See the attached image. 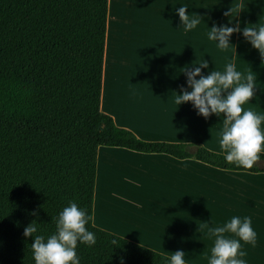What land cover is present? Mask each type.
I'll use <instances>...</instances> for the list:
<instances>
[{"label": "crops", "instance_id": "0c3cea01", "mask_svg": "<svg viewBox=\"0 0 264 264\" xmlns=\"http://www.w3.org/2000/svg\"><path fill=\"white\" fill-rule=\"evenodd\" d=\"M181 4L203 17L190 32L174 10ZM230 9L233 14L226 16ZM237 20L241 27L264 24V0H108L100 110L139 139L189 143L224 154L219 145L223 117L205 119L191 102L178 106L176 96L181 85L187 88L183 67L204 58L209 69L215 65L223 71L231 62L257 76L256 95L243 107L264 114V62L258 50L240 33H233V44L223 50L207 37L212 23L235 26ZM232 216L252 218L257 242L255 247L242 242L245 259L264 264V172L97 148L96 227L166 256L183 250L186 264H208L214 241L204 235L205 224L222 225Z\"/></svg>", "mask_w": 264, "mask_h": 264}, {"label": "trees", "instance_id": "16d2710c", "mask_svg": "<svg viewBox=\"0 0 264 264\" xmlns=\"http://www.w3.org/2000/svg\"><path fill=\"white\" fill-rule=\"evenodd\" d=\"M108 0H0V264H35L34 235L56 230L69 202L92 216L99 146L252 169L205 147L145 141L100 110ZM34 221V223H35ZM81 264H165L168 257L96 227Z\"/></svg>", "mask_w": 264, "mask_h": 264}, {"label": "clouds", "instance_id": "9594fccd", "mask_svg": "<svg viewBox=\"0 0 264 264\" xmlns=\"http://www.w3.org/2000/svg\"><path fill=\"white\" fill-rule=\"evenodd\" d=\"M188 8L187 4L174 7L185 32L195 29L203 18L197 12L195 15L186 12ZM232 14L231 9L225 13L226 16ZM209 28L207 37L215 41L219 49H228L233 44L232 34L240 33L252 48L258 50L261 63L264 62V24L241 27L237 20L235 26H217L212 23ZM192 65L194 66L183 67L180 72L186 76L187 88L180 86L176 103L179 106L184 102H191L197 114L205 119L212 114L223 117L219 145L225 160L239 167L252 169L255 162L261 159L260 154L264 153V114L243 106L252 103V98L256 95L257 76L252 72L242 73L231 62L224 66L223 71L216 70L215 65L209 69V61L204 58ZM202 69H208L207 74ZM34 221L24 228V235L34 236L32 250L35 264H81L76 251L77 244L92 246L96 243L95 233L89 230L92 216L75 202H69L59 212L55 218L56 230L47 238L34 235L39 228V223ZM205 227L207 232L204 235L214 241L208 264H247V252L242 247V242L252 247L257 242V232L252 227L251 217L232 216L222 225L209 227L205 224ZM185 256V251L177 249L165 258V264H186Z\"/></svg>", "mask_w": 264, "mask_h": 264}, {"label": "rangeland", "instance_id": "374dc122", "mask_svg": "<svg viewBox=\"0 0 264 264\" xmlns=\"http://www.w3.org/2000/svg\"><path fill=\"white\" fill-rule=\"evenodd\" d=\"M256 6V4H254ZM235 7H236V4H235Z\"/></svg>", "mask_w": 264, "mask_h": 264}]
</instances>
